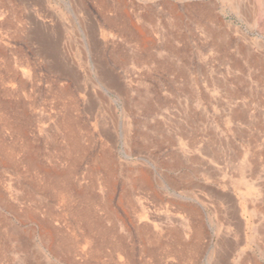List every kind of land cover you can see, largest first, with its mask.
I'll return each instance as SVG.
<instances>
[{"label":"rangeland","instance_id":"1","mask_svg":"<svg viewBox=\"0 0 264 264\" xmlns=\"http://www.w3.org/2000/svg\"><path fill=\"white\" fill-rule=\"evenodd\" d=\"M0 264H264V0H0Z\"/></svg>","mask_w":264,"mask_h":264}]
</instances>
